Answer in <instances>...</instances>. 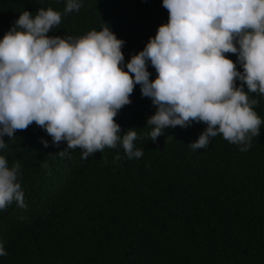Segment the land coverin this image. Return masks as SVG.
Listing matches in <instances>:
<instances>
[{"label":"trees","instance_id":"1","mask_svg":"<svg viewBox=\"0 0 264 264\" xmlns=\"http://www.w3.org/2000/svg\"><path fill=\"white\" fill-rule=\"evenodd\" d=\"M80 3L78 12L64 13L67 0H0V39L23 11L34 16L51 8L62 20L49 37L80 38L106 24L125 42L126 65L168 23L162 0ZM225 57L243 71L235 54ZM146 70L154 80L150 62ZM249 95L264 121V96ZM129 99L114 119L121 136L137 131L140 158L128 159L119 145L86 160L80 149L61 157L56 153L66 142L53 146L35 123L4 137L0 156L10 168L19 162L27 207L13 203L0 211V245L7 252L0 264H264V123L248 151L222 135L193 150L189 144L205 124L166 128L153 142L146 122L155 106L140 85Z\"/></svg>","mask_w":264,"mask_h":264},{"label":"clouds","instance_id":"2","mask_svg":"<svg viewBox=\"0 0 264 264\" xmlns=\"http://www.w3.org/2000/svg\"><path fill=\"white\" fill-rule=\"evenodd\" d=\"M162 6L168 23L126 65L125 42L106 24L80 38L49 37L62 13L43 7L34 16L23 11L0 39V149L7 147L5 136L35 123L53 146L66 142L56 153L61 157L80 149L86 160L119 145L128 159L140 158L137 131L121 136L114 119L140 85L142 97L156 108L146 122L153 142L166 128L203 123L205 130L189 144L193 150L222 135L248 151L264 123L254 110L259 102L249 95L264 96V0H162ZM81 7L80 0H67L64 13ZM226 53L237 56L242 72ZM147 62L157 73L151 81ZM19 167L16 162L10 168L0 156V211L13 203L27 207ZM6 255L0 245V256Z\"/></svg>","mask_w":264,"mask_h":264}]
</instances>
